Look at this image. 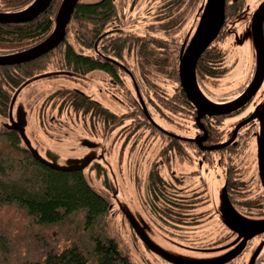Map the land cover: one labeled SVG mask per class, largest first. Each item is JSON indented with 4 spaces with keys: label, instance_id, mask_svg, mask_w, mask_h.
I'll return each instance as SVG.
<instances>
[{
    "label": "rangeland",
    "instance_id": "374dc122",
    "mask_svg": "<svg viewBox=\"0 0 264 264\" xmlns=\"http://www.w3.org/2000/svg\"><path fill=\"white\" fill-rule=\"evenodd\" d=\"M82 1L89 3L99 0ZM204 1H191L187 7L178 1L170 8L173 1L169 0H112L114 16L99 31L101 39L96 47L99 46L101 52L109 54L106 48L109 44L114 41L118 45L121 40L124 41L121 51L123 55L117 61L129 68L142 100L134 93L130 75L118 69V76H114V81L106 73L100 72L81 81L49 75L48 79H38L23 88L17 94L12 109L8 110L9 113L0 114V164L8 161L6 165L13 166L9 176L3 174L2 179L7 181L10 178L18 182L24 180V174L34 171L32 158L24 152L25 145L40 158L59 166L68 165L74 158H83L88 154L94 156L96 162L86 165L82 174L96 191L111 202L112 207L104 219L106 233L116 238L119 248L136 264H225L227 261L223 260L231 257L240 244L237 246V243L225 244L218 241L224 227L229 230L232 219H255L247 218L242 213L243 211L248 214L250 207L255 208V214L264 215V190L258 177L254 134L258 129L251 122L240 130L236 141L229 145V184L234 201L223 193L224 179L220 171L209 169L203 173L209 193L203 194L198 206V210H203L206 215L196 224L170 227L151 212L146 202L147 186L152 197L150 191L147 193L150 200H154L152 203L156 209L166 208L163 201L166 197L157 198L147 182L148 170L155 171L161 179L168 178L172 169L179 171L178 161L187 159L184 151L178 150L189 141L186 137H192L195 125L192 123L193 117L184 114L182 105L174 95L177 84L173 76L174 72L178 74L176 55L180 43L195 30L199 20L198 10ZM254 3L257 0L235 3L231 13L238 12L235 15L244 18L236 21L234 25H230L231 20L226 21L228 26H223L222 33L214 44L218 60L212 64L217 71L213 76L206 74L197 81L210 100H232L240 93H235L240 86L242 85V90L250 82L249 76L255 69V47L245 13L252 11ZM179 10H183L179 16L168 18V15ZM233 16L231 15L232 18L235 17ZM163 22L165 27H169L164 29L161 25ZM92 26L93 23H90L86 29L90 30ZM78 29L77 23L71 22L67 31V43L73 44L76 51L84 49L92 52V48L85 49L86 46L83 47L79 41L80 38L85 40L86 32H79ZM90 41L91 39L85 40L84 43L89 45ZM141 47L145 51L144 57L139 53ZM59 53L60 50L50 53L49 67L44 71L46 74L60 69ZM62 84L80 89L90 99L95 97L109 107L110 116L114 120V131L108 135V129L102 127V135L96 129L95 118L100 120L102 126L103 117L95 108H67ZM57 88H60L59 91L54 93ZM263 93L264 83L255 99L235 113L226 115L224 119H214L212 124L220 126L222 120L224 132L227 130L230 135L236 122L252 113ZM17 107L26 111L27 123L16 129L20 138L19 147L11 145L6 134L14 133L8 129V116L10 114L15 119ZM142 109L147 111L148 117L144 116ZM166 133H174L181 138L177 140L175 137H168ZM84 137L98 141L105 148L103 161L97 160L98 151L81 146L80 140ZM175 152L181 158H174ZM161 156L165 161L171 159V167L165 169L160 166ZM191 160L194 162L196 158ZM191 167L193 165H187V168ZM163 185L164 181L158 186V192L163 190ZM123 210H129V216ZM63 245L65 242L61 244ZM257 245H262L263 251L253 264H264V240L256 239L254 246ZM239 253L227 264H248L249 254L246 252L238 257Z\"/></svg>",
    "mask_w": 264,
    "mask_h": 264
},
{
    "label": "trees",
    "instance_id": "16d2710c",
    "mask_svg": "<svg viewBox=\"0 0 264 264\" xmlns=\"http://www.w3.org/2000/svg\"><path fill=\"white\" fill-rule=\"evenodd\" d=\"M32 1L0 0V12L23 10ZM169 1H173V4L169 6L171 8L178 1L187 7L186 5L194 0ZM205 1L198 10V17ZM61 2V0H51L45 11L33 20L24 23H0V55L24 51L45 40L54 27L56 11ZM225 4L226 18H230L233 15L231 10L235 4L229 3V0H225ZM73 11L65 31L66 36L57 48L36 60L0 66V114L9 113L8 110L13 98L17 95L18 88L23 90L38 79H48L49 75L81 81L84 78L88 79L93 73L100 72L106 73L114 81V76H118L116 70L118 69L130 75L134 93L139 100H142L138 91L139 87L129 72V68L117 61V58L123 55L121 51L124 41L121 40L118 45L113 41L106 47L112 54H105L101 52L99 46L96 47L101 39L99 31L114 16L115 9L112 0L89 3L79 0ZM182 12L183 10H179L173 15H167L172 19V16L176 18ZM71 22L77 23L79 32H86L85 40L91 39L89 45H86L82 38L79 41L83 47L86 46L85 49L92 48V52L84 49L76 51L73 44L67 43V31ZM90 23H93V26L87 30L86 26ZM164 23L161 24L162 27L168 28L169 26L165 27ZM225 25L227 24L224 23L221 29ZM221 29L198 59L195 70L197 81L206 74L213 76L217 71L216 68H213L215 66L212 63L218 60L214 44L222 33ZM190 34L183 38L178 49L179 52ZM56 50H60L61 57L58 65L60 69L46 74L44 71L48 70L50 53ZM144 52L141 47L139 53L143 57ZM179 52L176 55V61H178ZM174 73L173 79L177 84L174 95L182 105L184 114L193 117L192 123L197 126L195 108L187 100L178 81V74ZM41 74L43 76L38 77ZM28 81L32 82L28 83ZM61 87L67 108L91 109L88 106L92 104V100L80 89L72 86L66 87L65 84H62ZM241 87L242 85L240 89ZM59 89L54 90V93ZM240 89L235 93L241 92ZM140 104L143 106V103ZM98 111L101 112V110ZM142 113L146 117L149 116L146 110ZM226 115L229 114L219 117L224 119ZM8 123L11 124L10 116H8ZM6 134H8L11 145L19 147V134L17 133V135L15 131ZM166 134L168 137L181 138L174 133ZM24 152L29 155V158H32L31 164L35 168L30 174H24V180L18 182L10 178L7 181L3 180L2 175L9 176L13 166L12 164L7 166L8 161L3 165L0 164V264H136L119 248L116 238L106 233L104 219L105 214L109 211L110 202L105 195L96 191L88 183L83 172L75 169L59 170L50 167L38 161L26 146ZM14 163L17 164V161ZM172 206L178 207L176 204ZM63 242L65 245L61 246Z\"/></svg>",
    "mask_w": 264,
    "mask_h": 264
},
{
    "label": "water",
    "instance_id": "95a60500",
    "mask_svg": "<svg viewBox=\"0 0 264 264\" xmlns=\"http://www.w3.org/2000/svg\"><path fill=\"white\" fill-rule=\"evenodd\" d=\"M57 14L54 19V27L50 32V35L47 38L35 46L27 48L24 51L15 52L14 54H4L0 55V66L4 65H15L26 63L31 60H36L39 57L47 54V52L54 50L58 47L60 43L64 40L66 36V28L69 24V21L74 13V8L78 4L79 0H61ZM236 1V0H232ZM51 0H33L30 5L25 7L23 10L13 11V12H0V23H24L25 21L33 20L36 16L42 14L45 9L50 5ZM225 0H206L201 8L199 14V20L196 24V28L193 33L190 35L184 44L180 48L178 55V81L181 84L183 92L186 94L187 100L190 104H193L195 108L196 124L200 125V120L204 116H222L224 114H230L235 112V110L244 107L250 100L256 95L259 91V88L264 82V34H263V23H264V0L256 7L252 12V17L250 20V30L251 35L254 40V58H255V71L253 73L251 81L245 86L242 92L234 97L232 100L221 102H215L209 100L204 92L199 88V84L196 80V65L199 61L200 55L206 50L210 42L216 38V35L219 33L225 19ZM247 19V12L245 13ZM244 17H242L243 19ZM239 16H235L231 19V24L234 25L236 21H241ZM46 75V74H45ZM43 76V74L38 77ZM37 77V78H38ZM33 80V79H31ZM32 81H28V83ZM17 94L22 90L17 89ZM17 95L13 98L9 110L12 109L14 103L16 102ZM145 110V109H144ZM15 119L10 116V126L8 129L13 130L17 133L18 126L26 125L25 117L26 111L22 108L16 109ZM256 120L259 123L258 132H256V155H257V166H258V177L260 179L261 187L264 190V99L254 111L246 117V119L236 123L232 131L231 138L226 141L224 144H218L213 147H207L208 149L215 150L226 146L236 137V132L239 128L246 125L247 122ZM81 146L87 148H94L96 142L89 140L88 138L80 140ZM201 145V141L197 142ZM26 146V145H25ZM34 157L43 162L50 167L59 169V170H79L82 171L85 169L86 165L90 164L89 162L95 158L91 155H86L83 158H74L69 161L68 165L59 166L54 162H50L44 158H40L34 154L31 149L27 146ZM93 153V152H92ZM94 154V153H93ZM223 193L225 195V189L222 187ZM226 196V195H225ZM122 208V207H121ZM124 211V210H123ZM127 216L129 210L124 211ZM229 227L239 232V238H242L241 244L236 252L229 258H225L223 261H229L235 254L239 253L241 248L244 246L245 241L251 238L255 234L262 233L264 231V219H251L244 221L242 219H232L229 223ZM252 257L249 259L248 264H253L258 252L261 250L262 245H257Z\"/></svg>",
    "mask_w": 264,
    "mask_h": 264
},
{
    "label": "flooded vegetation",
    "instance_id": "af4514ba",
    "mask_svg": "<svg viewBox=\"0 0 264 264\" xmlns=\"http://www.w3.org/2000/svg\"><path fill=\"white\" fill-rule=\"evenodd\" d=\"M237 1L239 3H241L243 0H236V1L230 0V2L233 4L237 3ZM262 1L263 0H257V3H254L253 7L251 8L252 11L247 12V14H248V16H247L248 25L250 24V20L252 17L253 10H255L256 7ZM232 9H234V8H232ZM236 13H238V12H234L233 15L236 16L235 15ZM224 15H225V12H224ZM228 20H231V19L226 18V15H225L224 23H226V21H228ZM252 75L253 74L251 72L249 78H251ZM29 85H31V84H29ZM257 93H256V95H257ZM256 95L251 100L255 99ZM263 99H264V95H263V97H261V99H259V102L256 103V105L254 106V109L257 107L258 104H260L262 102ZM91 100H92V104L90 105V108H95L96 111L101 110V112L99 114H100V116L103 117L102 118L103 119L102 120V126H101L100 120L98 118H95L96 123H97L95 125L96 129H98L100 131V133L103 135V132H104L103 129L107 128L108 129V135H109L111 132L114 131V128H113L114 120H113V118H111L112 115L110 114L111 111L109 110V107H107L106 105H103L95 97H93V99H91ZM239 109H241V108H239ZM239 109H237V110H239ZM137 110L139 111V108ZM143 111H144V109H142V112ZM232 113H235V112H232ZM99 114H97V116H99ZM218 117L219 116H213V117L204 116L200 120L201 126L197 125V126L193 127L194 131L191 134L192 137H186V139L189 141H187L186 144L180 146L181 150H178V151L183 150L184 154L186 156L185 158H187V159H185V160H187L186 163H185L184 159L181 161H178L179 164H178L177 170H179V171H175L172 169L170 171V175L168 176V178L163 177L161 179L159 174H157L155 171L148 170L149 172L147 173V177H148L147 182L150 183L151 190L157 194V198L160 199V197H163V196L166 197L163 199V201L166 203V208L160 209L159 207H157L158 210L156 209L154 203H152V201H154V200L151 201L150 195H149V193H147L150 191L149 189H148L149 191H147V186L145 189V191H146L145 192L146 193V202L149 205L151 212L156 214V216H158V218L161 221H163V222L165 221L167 223V225L170 227H174L176 225L182 226V225H186V224H196L197 222H199L201 220L202 217L204 218V216L206 214L203 212V210L199 211L198 206L200 205V199L203 197V194L209 193L206 186H205L206 185L205 179L203 177V173H205L209 169L220 171L222 178L224 179L223 187L225 189V195L227 198L234 201L231 198V193H230L231 189H230V184H229V182H230L229 177H230V170H231V168L229 167V158L230 157H229V153H228L231 146H229V145L236 141V139L239 135L238 133L240 132V130L242 128L246 127V125L242 126L241 128H239L237 130V132L235 134L236 135L235 139L232 140L230 143L226 144V146L219 148V149L211 150V149H208L207 147H213V146L218 145V144H224L232 136L231 135L232 133L229 135V132L227 130H225V132H224V128L222 127V123H223L222 120H220L222 122V123H220L221 124L220 126L212 124L214 119H216ZM245 118L238 120L236 123L244 120ZM250 122L256 124L257 125L256 129H258V126H259L258 121L252 120V121H249V123ZM247 124H248V122H247ZM102 127H103V129H102ZM255 133H256V131H255ZM198 141H201V145H199L197 143ZM95 142H96V145L91 150L92 151H98L96 153V155H98L97 160L103 161L105 154H106L105 148L102 147L101 145H99L98 141H94V143ZM173 147L175 148V145ZM174 150L175 149H173V151ZM177 153L178 152H175L174 158H176V157L181 158V157H179V155H177ZM192 158H196V161L193 162L191 160ZM161 160H162V163L160 164V166L162 165V167L165 169L171 167L170 166L171 165V159L170 158H169V160L165 161V159H163L161 156ZM92 162H96V158H93L89 163L92 164ZM187 165H193V167L187 168ZM82 172H83V170H82ZM162 181H164V185L162 186L163 190H160L158 192V188H159L158 186L162 183ZM150 193H151V191H150ZM151 197H152V193H151ZM174 200H176L177 202L173 203L172 201H174ZM171 204H176V205H178V207H176V206L173 207ZM109 205L111 208L112 207L111 202L109 203ZM171 207H172V210L170 209ZM254 209H255L254 207H250V208H248V210H250L248 212V214L244 213L243 211H242V213L247 218H250V219L251 218H255V219H259V220L264 219V215L255 214V212H253ZM159 213H163V214L160 215ZM256 215H258V216H256ZM175 222H178L179 224H177ZM240 234H239V232L235 231L234 229H232L230 227H229V230H227L224 227V230H222V234L219 236L218 241H222L225 244H236L237 243V246H238L239 244H241L240 242L242 240V238H239ZM256 239L263 241L264 240V231L262 233L255 234L251 238L247 239L245 241L244 246L241 248V252L239 253L238 257L241 255H244L247 252V254H249V256L251 258L255 249H256L255 248L256 246H254ZM261 251H263L262 248L258 252L259 253L258 255L261 254ZM258 255H257V257H258ZM238 259H241V258H238ZM231 261H233V259H231ZM231 261L229 260L225 264L231 263Z\"/></svg>",
    "mask_w": 264,
    "mask_h": 264
}]
</instances>
